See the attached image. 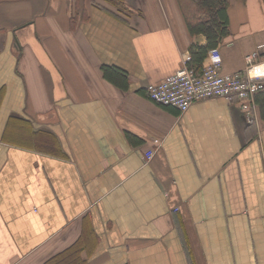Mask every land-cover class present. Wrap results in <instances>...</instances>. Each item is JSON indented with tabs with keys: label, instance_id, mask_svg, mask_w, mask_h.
<instances>
[{
	"label": "crops",
	"instance_id": "1",
	"mask_svg": "<svg viewBox=\"0 0 264 264\" xmlns=\"http://www.w3.org/2000/svg\"><path fill=\"white\" fill-rule=\"evenodd\" d=\"M182 6L0 0V264H264V79L184 112L146 96L208 46ZM228 19L197 69L264 45V0Z\"/></svg>",
	"mask_w": 264,
	"mask_h": 264
},
{
	"label": "built area",
	"instance_id": "2",
	"mask_svg": "<svg viewBox=\"0 0 264 264\" xmlns=\"http://www.w3.org/2000/svg\"><path fill=\"white\" fill-rule=\"evenodd\" d=\"M263 47L260 45L247 57L243 70L234 72L222 71L223 56L219 48L209 52L208 62L200 70L186 58L183 67L166 79L145 85L146 96L157 103L173 105L182 112L204 99L222 97L233 101L237 97H250L258 91L264 79V63L256 62ZM152 155L153 151L146 152L148 159Z\"/></svg>",
	"mask_w": 264,
	"mask_h": 264
},
{
	"label": "trees",
	"instance_id": "3",
	"mask_svg": "<svg viewBox=\"0 0 264 264\" xmlns=\"http://www.w3.org/2000/svg\"><path fill=\"white\" fill-rule=\"evenodd\" d=\"M184 11L187 13V23L192 34H204L208 39V46L192 45V62L200 65L206 55L208 47H214L223 37L229 34L228 7L231 0H180ZM191 62V63H192ZM199 67V66H198ZM104 76L116 83L124 85L125 78L116 66L103 65ZM74 251L71 249L70 253ZM68 253V254H70ZM68 254L62 256L68 257ZM62 262H69L70 258ZM61 258H56V264L61 263Z\"/></svg>",
	"mask_w": 264,
	"mask_h": 264
},
{
	"label": "bare ground",
	"instance_id": "4",
	"mask_svg": "<svg viewBox=\"0 0 264 264\" xmlns=\"http://www.w3.org/2000/svg\"><path fill=\"white\" fill-rule=\"evenodd\" d=\"M262 68H260V70H261ZM262 70H264V69H262Z\"/></svg>",
	"mask_w": 264,
	"mask_h": 264
}]
</instances>
